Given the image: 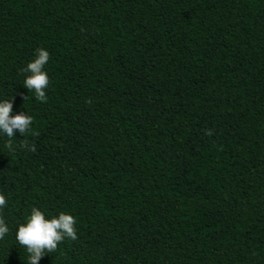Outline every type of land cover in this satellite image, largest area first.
<instances>
[{
    "label": "trees",
    "instance_id": "trees-1",
    "mask_svg": "<svg viewBox=\"0 0 264 264\" xmlns=\"http://www.w3.org/2000/svg\"><path fill=\"white\" fill-rule=\"evenodd\" d=\"M4 100L0 264L33 207L78 237L39 264H264V0H0Z\"/></svg>",
    "mask_w": 264,
    "mask_h": 264
},
{
    "label": "clouds",
    "instance_id": "clouds-1",
    "mask_svg": "<svg viewBox=\"0 0 264 264\" xmlns=\"http://www.w3.org/2000/svg\"><path fill=\"white\" fill-rule=\"evenodd\" d=\"M50 59L49 52L44 48L36 49V57L29 62L22 72L30 73L24 80V87L29 91H34L35 97L41 102H47L46 89L49 86V76L44 71V66ZM27 96L25 97V99ZM13 104L11 100L0 101V133L6 134L10 139L6 144L9 150H12L11 138L15 136V132L21 135L32 131L31 125L33 117L25 113L11 115ZM211 134V133H209ZM22 147H28L31 151H35V145H29L24 140ZM7 201L3 194H0V209L6 207ZM75 218L64 212L58 217L46 219L45 215L39 209L33 207L31 215L25 224H21L16 232V240L27 249L29 254L28 264H39L41 258L50 252L57 250L58 244L65 238L75 241L77 237ZM9 232V228L5 220L0 217V240Z\"/></svg>",
    "mask_w": 264,
    "mask_h": 264
}]
</instances>
